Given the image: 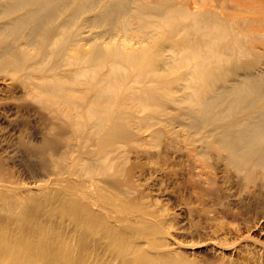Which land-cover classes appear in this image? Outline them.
Returning <instances> with one entry per match:
<instances>
[{
	"label": "bare ground",
	"instance_id": "bare-ground-1",
	"mask_svg": "<svg viewBox=\"0 0 264 264\" xmlns=\"http://www.w3.org/2000/svg\"><path fill=\"white\" fill-rule=\"evenodd\" d=\"M0 264H264V0H0Z\"/></svg>",
	"mask_w": 264,
	"mask_h": 264
},
{
	"label": "rangeland",
	"instance_id": "rangeland-1",
	"mask_svg": "<svg viewBox=\"0 0 264 264\" xmlns=\"http://www.w3.org/2000/svg\"><path fill=\"white\" fill-rule=\"evenodd\" d=\"M27 159H28V158H27ZM27 159H25V160H24V159H21L19 164H20L21 167H22V168L20 167V168H21L20 170L23 172V176H26V175H27V176H26L27 178H26V177H23V178H25L26 181H30V180H31V174H30V172H29L30 170H27L28 167H29V163L27 162V161H28ZM26 160H27V161H26ZM24 161H26V162H24ZM39 161H40V156H36V157L33 159V162H31V161H29V162H31V164H32V163H33V164H37V163H39ZM22 162H23V163H22ZM21 163H22V164H21ZM27 163H28V164H27ZM26 165H27V166H26ZM24 166H25V168H24ZM29 168H30V167H29ZM24 169H26L28 172H27L26 170H24ZM28 178H29V179H28Z\"/></svg>",
	"mask_w": 264,
	"mask_h": 264
}]
</instances>
